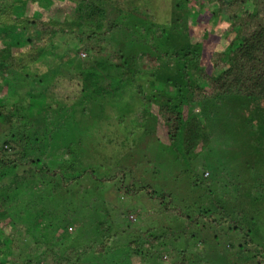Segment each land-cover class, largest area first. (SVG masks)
Wrapping results in <instances>:
<instances>
[{
  "label": "trees",
  "instance_id": "1",
  "mask_svg": "<svg viewBox=\"0 0 264 264\" xmlns=\"http://www.w3.org/2000/svg\"><path fill=\"white\" fill-rule=\"evenodd\" d=\"M167 3L169 19L157 20L149 0H126L115 16L116 0H0V264H15V236L39 244L46 233L47 246L27 263L89 259V248H72V222L96 223L88 246L97 254L115 248L142 263L264 264L254 219L242 218L246 206L225 208L211 178L190 177L198 205L185 210L159 187L132 182L131 168L109 174L150 124L164 157L188 166L209 145L207 118H232L243 132L254 124L250 115L239 123L238 110L264 108V0ZM202 24L221 32L201 38L226 43L210 54L213 73L202 65L201 43L190 42ZM111 44L115 54L106 51ZM260 152L264 163V146ZM104 190L141 204L117 210ZM255 192L263 196L264 186ZM22 218L50 228L34 236Z\"/></svg>",
  "mask_w": 264,
  "mask_h": 264
},
{
  "label": "rangeland",
  "instance_id": "2",
  "mask_svg": "<svg viewBox=\"0 0 264 264\" xmlns=\"http://www.w3.org/2000/svg\"><path fill=\"white\" fill-rule=\"evenodd\" d=\"M116 1L120 2V4L119 7L110 9V13L112 14V16L116 15L118 11L117 9H119L120 7H124V2L126 3V0ZM149 1L153 3L154 9L156 10L157 20H165V18L169 19L167 15L170 14V11L172 9L168 7L167 2L171 4V7L174 6V3L176 2V0ZM127 5L129 6V4ZM188 11H190V8L188 9ZM123 17H126L125 13L122 15V18ZM216 29L218 28L212 30L209 25H199L195 29L198 32V36L195 35L192 37V39H190V42L193 44L201 43L204 59L202 61V65L209 73L214 72L212 64L210 62V54L214 51L220 52L222 48L225 47L226 43L224 39L221 38L217 42L206 41L205 39L201 38V35L206 30H208L209 33L211 31L217 35V33H220L221 31H219V29ZM123 36H125V34ZM68 41L72 43L71 38H68ZM154 47L155 50H161L160 41H155ZM106 51L108 53L115 54V50L113 51L112 44L106 48ZM136 51L137 50H134L135 53ZM136 54L138 56L141 55L138 53ZM152 54L153 56H156V52L154 53L153 51ZM148 59L149 58H147L146 60ZM138 62L141 63V57L138 58ZM142 67H144L143 63H141L139 66V68L143 71ZM23 92L25 96H27L25 89L23 90ZM243 108L247 109L243 111L238 110L237 112L241 113V120L239 121V123H242V121L246 120L250 115L252 116L254 127L250 129H246V127H240V129L243 131L241 132L237 130L236 127L233 128V126L230 124L232 118L228 121L225 120L226 122L224 123H217L207 118L206 133L209 136V145L202 152L200 151L201 153H199L188 166L177 161H170L168 160V157H164L163 149L166 150V147L163 143V137L161 135V132L157 131V126L153 122L154 124H150L148 126V130H146L144 135H142V141L145 142L142 143V141L138 138L135 142L136 145L134 144L135 146L132 151L125 149V152L128 153H125V156L122 153L118 157L119 161L117 162V165H119L120 167L113 166V169L110 170L109 174L115 175L116 172L121 168H123L124 171H127V169L131 168L132 182L136 184H139L138 182H144L151 185L152 187H159L161 189L160 192L170 194V197L172 198V200H174V205L180 206L182 208L181 203H183V209L185 210H194V207L198 205L196 194L189 187V182L191 181L190 177L201 176L202 178H211L212 187L214 185V191L212 190V193L215 194L218 201L222 205H224L225 208L227 207L240 213L241 210L238 206V202L242 203L243 206H246L245 215L242 218L254 219L253 224L255 226V230L258 229L255 240L258 243V246H260L264 252V195L259 196L255 192L257 185L260 187L264 186V163L261 162L263 156L260 152V148L264 146V108L250 107L249 109V105ZM152 128L153 132L149 130ZM222 130L224 131V134L221 133ZM89 134L90 131L88 132V135ZM152 137L156 140H154ZM120 140H122V138H120ZM156 141H158L160 144H158ZM113 146H115V144L107 145L108 148H113ZM117 148L118 146L113 150ZM164 154L166 155V153ZM161 156L162 158H160ZM199 158H202L206 162L205 166L202 169L200 167ZM255 170H260L258 171L259 174H257ZM230 185L232 186L231 189H229ZM220 194H222L223 196H220ZM101 195H104L105 199L108 201L107 203L116 207L117 210H126L128 204L134 203L135 205H137L136 202L140 200L133 199L128 196L127 198L124 197L123 199L116 198L115 190H104V193H102ZM188 198L193 200V203L192 201H188ZM139 203L141 204L140 201ZM135 205L133 206L135 207ZM171 216H166V218H171ZM139 217L142 218V215ZM145 218L151 217L146 216ZM162 218H165V215ZM172 218H174V216H172ZM21 220L22 222L25 221V223H27L26 229L28 230V232L31 231L30 233H32L34 236L38 235L39 229L32 228L34 227V222L31 221V218H22ZM101 222L105 227H109V223L105 220H101ZM81 223L72 222L71 224L66 225V228L68 229L71 237L70 240L72 242L73 250L77 248L75 250L77 251L81 248L80 251H82V248H89L92 252V256L89 259L81 261L79 264H152L149 261H145L142 263L138 260V258H131L129 255L122 254L115 248H107L106 252L103 254L94 253L93 249L91 248V246L89 247L88 244L90 243L91 245L92 243H94L93 240L98 235L96 230L97 225L96 223H92L93 226L89 227L88 225L82 226L83 223ZM256 225L258 226L256 227ZM49 228L50 226L45 225V230L43 229L39 231L44 232L49 230ZM80 232L85 233L84 235H82L83 237L75 236L76 233ZM47 236L48 234L46 233L44 237H41L42 242H40L39 244H37V239L32 240L29 238V240H24L23 238L15 236L12 239L13 241L11 246V253L13 256L11 262H14L15 264H37V261L35 263H32L31 260V263H27V257L35 254V252H37L39 248L47 246V244L42 245L47 241ZM7 242L9 241L7 240ZM210 260L211 264H213L214 261L212 260V258H210ZM38 264H43V262L40 261L38 262Z\"/></svg>",
  "mask_w": 264,
  "mask_h": 264
}]
</instances>
